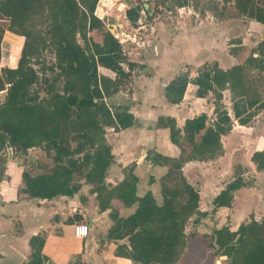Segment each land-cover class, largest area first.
I'll return each mask as SVG.
<instances>
[{
    "label": "trees",
    "instance_id": "obj_1",
    "mask_svg": "<svg viewBox=\"0 0 264 264\" xmlns=\"http://www.w3.org/2000/svg\"><path fill=\"white\" fill-rule=\"evenodd\" d=\"M131 1L133 4L125 10L129 24L137 27L141 20L147 24L151 18L149 10L146 9L145 17L141 16L147 1ZM197 1L191 0L194 6ZM227 1L264 26V0ZM97 2L0 0V61L7 54L6 42L2 41L4 32L23 37L21 48L18 44L8 51L9 64L19 55L17 67L0 66V175L1 152L5 147L21 154L24 149L39 148L50 165L33 174L23 169L19 190L24 198L72 197L83 184L90 185L88 192L95 195L99 211H108L111 224L106 238L126 240L127 244L118 245L115 253L135 264H190L200 257L207 260L206 251L211 253L210 257H223L227 264H264V217H250L235 230L225 224L200 232L196 224L201 223L206 212L198 210L197 189L181 171L188 161H207L221 155V136L229 133L233 123L248 125L264 109V96L256 88L257 79L251 72H264V36L240 64L223 68L211 61L200 65L194 75L185 70L167 82L163 95L170 104L181 102L189 84L194 97L210 94L212 116L199 113L186 118L181 127L173 116L157 117L154 127L167 130L178 155L171 157L151 150L147 158L166 171L157 180L156 192L146 189L139 194L134 162L123 168L126 176L116 185L104 180L113 160L108 133L134 126L137 120L127 106H109L104 101L128 80L132 63L122 50L121 39L95 15ZM187 3L188 0H172L177 8ZM92 31L100 33V41L92 38ZM46 52L53 57L49 63ZM31 60L46 63L49 71L62 78L60 94L51 93L50 85L46 89L47 94L51 93L48 97L29 92L37 78L30 67ZM99 67L110 70L114 76L101 74ZM225 90L231 100L230 113L222 101ZM251 161L264 172V150L254 151ZM244 186L241 175H235L213 198L211 212L231 206L234 192ZM112 199H118L125 208L135 205V209L121 216L112 206ZM76 218L80 219L78 215ZM190 220L196 227L187 233L185 226ZM44 240V233L30 238L28 264H44ZM201 241L205 242V250L191 249Z\"/></svg>",
    "mask_w": 264,
    "mask_h": 264
},
{
    "label": "crops",
    "instance_id": "obj_2",
    "mask_svg": "<svg viewBox=\"0 0 264 264\" xmlns=\"http://www.w3.org/2000/svg\"><path fill=\"white\" fill-rule=\"evenodd\" d=\"M100 1L96 5L95 15L105 21L106 28L112 31L113 35L118 34L121 43L130 39V34L126 32L129 26L131 27L125 18L126 9L117 7L119 2L125 0H107L109 3L102 7H100ZM144 8L147 9V7ZM255 23L263 26L258 22ZM133 29L137 30L136 27ZM14 39L19 41L21 48L22 36L9 31L4 32L2 41L6 42L7 54L2 56L0 66L17 67L16 64L11 65L8 61V51L11 40ZM136 43L140 48L145 46L143 42L136 40ZM122 50L126 55L123 44ZM128 61L132 63L128 80L120 84L116 92L106 96L104 101L109 106H127L137 120V124L117 133H108L113 160L106 170L104 180L107 184L116 185L126 176L123 168L134 162V172L138 177L137 192L141 194L146 189H151L154 193L159 189L157 180L166 169L152 164L147 158L148 153L154 149L163 155L171 157L178 155L177 147L169 141L167 130L154 127L155 120L158 116L170 115L175 118L177 126L181 127L186 118L203 112L201 105L199 113L180 117L179 110H185L187 93L191 92L190 106H193L195 102H204L206 97H194L193 86L189 84L181 102L170 104L165 100L163 90L167 82L178 73L162 74L154 65H147L153 67V71H148L149 68L146 67L145 62L133 59ZM154 62L157 64L158 61L154 60ZM235 64L237 61L231 66ZM123 68L125 71L128 70L126 65H123ZM98 71L101 74L114 76L113 72L103 67H99ZM125 87L127 88L124 89ZM256 116L262 118L264 125V109ZM248 128H251L250 134L244 131L248 130L245 125L234 122L229 133L221 136V155L207 161L192 160L183 164L182 175L191 186L197 189L199 195L198 210L206 212V215L201 218V223L196 224L197 230L204 231L208 226L219 227L225 224L229 225L231 230H235L238 224L246 221L244 220L246 215L247 220L250 217L256 220L264 217V186L259 184V180H264V172L257 170L251 161L254 151L264 150V126L263 134L257 131V127ZM245 133L246 136H244ZM240 137L244 139L238 141ZM246 144L254 147L247 156L241 154V147H239V145L245 147ZM33 149L41 151L36 147L28 148L26 155L28 161ZM4 150L6 147L1 152V156H4L2 154ZM14 154L13 150L11 156H8L10 161L3 159L0 175V264H28L31 251L29 240L37 233L45 234L41 249L44 264H135L130 259L115 253L119 244H127L124 239L109 240L103 233L99 237H89L88 234L85 237L74 235L73 226L77 223H86L89 229L97 226L98 230H107L111 224L107 215L108 211H99L95 195L88 192L87 184H83L81 188L83 192L76 193L72 197L62 196L51 200L24 198V194L19 190L23 166L17 162ZM8 162L16 165L11 167ZM238 164L251 169L248 171L249 176L253 178L251 184H246L234 192L231 206L220 207L215 212H211L213 198L235 175L239 173L245 182L240 172L235 173L227 182L225 181L230 168ZM211 193L212 195L207 198L206 196ZM206 200L210 206L202 207V203H206ZM111 204L121 216H127L135 209V205L122 207L118 199H112ZM77 215L80 217L79 220L76 218ZM193 243L191 242L192 245Z\"/></svg>",
    "mask_w": 264,
    "mask_h": 264
},
{
    "label": "rangeland",
    "instance_id": "obj_3",
    "mask_svg": "<svg viewBox=\"0 0 264 264\" xmlns=\"http://www.w3.org/2000/svg\"><path fill=\"white\" fill-rule=\"evenodd\" d=\"M139 1H147V10H149L151 18L148 19L147 24H143L141 20L142 24H138L142 26L136 27L137 30L129 26L126 32L130 34L131 38L122 41V44L128 60L133 59L142 61V63L145 62L146 67L149 68L147 69L148 71H153V67L147 65H154L162 74L169 73L175 75L187 70L191 75H194L200 65L210 63L211 61H217L221 67L227 68L235 63V61H237V64L242 63L264 36V26L257 25L256 21L241 14L231 1L198 0L194 6L193 2L188 0L187 5L180 8L173 6L172 0ZM125 4L126 7L124 9H127L129 4L126 1ZM146 13V9H141L143 17L146 16ZM90 35L94 40H100L101 38L100 33L96 31H92ZM134 36L135 40H133ZM136 40L137 42H143L145 44L144 48H140ZM18 44L19 41L14 39L11 40L10 46ZM231 51H233V54ZM18 58L19 55H17V60L11 65H17ZM52 58V55L46 52V62L49 63L52 61ZM154 60L158 61V65ZM46 66V63L39 60L30 61V67L33 68L37 75L36 81L29 88L31 94L48 97L53 92L61 93L62 80L59 77L57 78ZM251 72L253 77L257 79L255 81L256 88L264 96V72L259 74L254 69ZM49 85L52 86L51 89L53 90L47 94L46 89L48 87L50 89ZM190 98L191 92H188L185 98V110H179L181 118L193 113H199L201 105L203 106V112H200L205 113L207 117L212 116L213 100L210 94L205 98L204 102H195L192 104L193 106L189 105V102H191ZM1 100L2 96L0 95V102ZM222 101L230 113L231 100L228 90L223 91ZM71 116L74 118L73 113ZM245 126L248 130L245 129L244 131L248 134L251 133V128H248L250 126L257 127V131L263 134L262 127L264 125L262 124V118L259 116H256ZM246 133L244 136L247 135ZM243 139L244 137H240L238 141ZM239 147H241V154L246 156L251 151V148H254L251 145L248 146V144L245 147L240 145ZM2 154L4 155L2 156L4 160L10 161L7 150H4ZM14 156L19 161L23 159L19 151H16ZM8 165L14 167L16 164L8 162ZM47 165H50L48 158L41 151L35 149L29 155V161L27 160L24 165L22 164L23 169H27L32 174L43 171ZM239 165L230 168L231 170L226 174L227 178L225 181L227 182L233 178L235 173L240 172L245 180V184H251L253 178L249 176L248 172L251 169ZM246 172L248 173L245 175ZM259 184L260 186H264V180H259ZM88 187L90 186L88 185ZM81 192H83V189H80L77 194ZM209 195L211 196L212 193L206 197L208 198ZM207 203V200L206 203L203 202L202 207H209L210 205ZM244 220L247 221V215L244 217ZM227 222L230 221L227 220ZM195 227L194 222L192 223V220H190L185 226V231L188 233L194 230ZM211 228V226H208L207 230L204 231H209ZM102 233L106 235V229L98 230L97 226H93L89 229L88 236L99 237ZM204 243V241H201L196 246H192L191 249L196 250L199 247L203 251L205 250L203 248ZM204 254L209 256L207 260L205 259L206 257H200V260H194L190 264H227V261L221 256L210 257L211 253L208 251L204 252Z\"/></svg>",
    "mask_w": 264,
    "mask_h": 264
},
{
    "label": "built area",
    "instance_id": "obj_4",
    "mask_svg": "<svg viewBox=\"0 0 264 264\" xmlns=\"http://www.w3.org/2000/svg\"><path fill=\"white\" fill-rule=\"evenodd\" d=\"M107 3H109V1L101 0L100 1V7H102V5H107ZM117 7L120 9H124L126 7L125 1L119 2ZM114 36L116 38H118L117 33H114ZM6 150L9 152V156H11L12 151H13L12 148L7 146ZM88 230H89V228H88V225L86 223H77L73 226V233L76 237H85L88 234Z\"/></svg>",
    "mask_w": 264,
    "mask_h": 264
},
{
    "label": "water",
    "instance_id": "obj_5",
    "mask_svg": "<svg viewBox=\"0 0 264 264\" xmlns=\"http://www.w3.org/2000/svg\"><path fill=\"white\" fill-rule=\"evenodd\" d=\"M128 4H133L131 0H125ZM144 7H147V4H144ZM27 149L23 150V159L22 161L17 160L18 163H22L23 165L27 162Z\"/></svg>",
    "mask_w": 264,
    "mask_h": 264
}]
</instances>
